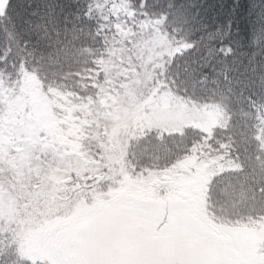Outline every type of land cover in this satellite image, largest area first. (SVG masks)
Here are the masks:
<instances>
[{
    "label": "snow or ice",
    "instance_id": "snow-or-ice-1",
    "mask_svg": "<svg viewBox=\"0 0 264 264\" xmlns=\"http://www.w3.org/2000/svg\"><path fill=\"white\" fill-rule=\"evenodd\" d=\"M0 264H264V0H0Z\"/></svg>",
    "mask_w": 264,
    "mask_h": 264
}]
</instances>
